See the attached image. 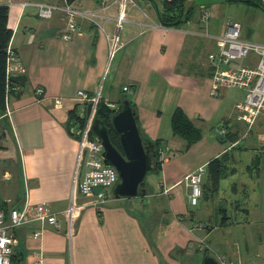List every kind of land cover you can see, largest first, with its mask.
<instances>
[{
    "label": "crops",
    "instance_id": "crops-1",
    "mask_svg": "<svg viewBox=\"0 0 264 264\" xmlns=\"http://www.w3.org/2000/svg\"><path fill=\"white\" fill-rule=\"evenodd\" d=\"M10 1L9 48L19 55L22 69L12 77L19 90L9 94L7 110L0 113V207L8 220L12 208L32 213L37 204L48 203L59 223L58 229L41 221L16 229L14 255L20 264H36L40 257L43 264H203L206 255L200 256L195 243L208 242L212 233L232 226L262 229L264 116L252 126L237 120L242 89L222 88L218 97L210 95L214 68L209 54L217 50L214 37L219 35L194 16L192 0L185 5L193 14L179 28L161 24L158 10L164 0H129L119 36L123 47L112 58L109 40L90 22L81 20V34L67 42L61 11L43 19L36 8L19 5L63 6L65 0ZM102 1L114 0L72 4L96 10ZM204 9L209 7L202 4L201 15ZM118 12L114 6L108 14L117 17ZM100 22L108 35L115 33L113 18ZM40 87L42 96L36 93ZM79 90L90 95L100 91L101 100L115 108L126 96L136 106L141 131L166 154L157 172V191L145 187L148 204L77 195L80 212L69 239L64 211L76 177L82 176V170L77 173L79 142L71 115L78 113ZM178 107L203 131L202 139L186 151L185 141L172 133ZM214 128L226 143L217 140ZM216 158L222 159L226 175L212 192L207 171L200 204L193 208L186 178ZM38 231L41 235L33 236ZM215 258L221 264H243L241 259Z\"/></svg>",
    "mask_w": 264,
    "mask_h": 264
},
{
    "label": "built area",
    "instance_id": "built-area-1",
    "mask_svg": "<svg viewBox=\"0 0 264 264\" xmlns=\"http://www.w3.org/2000/svg\"><path fill=\"white\" fill-rule=\"evenodd\" d=\"M129 0H114L112 2L102 1L96 10H82L73 6L68 0L65 5L56 6L41 2H21L22 9L34 7L37 9L39 17L50 19L56 11H61L66 19L67 25L62 39L70 41L74 36L81 34V20L88 21L98 27L110 42V58L123 45L119 41L120 32L123 24L127 21L125 17L126 5ZM264 4V0H262ZM0 4H6L9 7L13 5L10 0H0ZM118 6L117 17L108 14L109 10ZM100 18L115 21V33L108 35L104 23ZM210 11L204 9L201 15V21L206 23L210 20ZM217 50L209 54V60L214 68L212 77V86L210 95L218 97L222 88L242 89L245 91V97L235 105L237 110V120L252 126L259 116H264V45L251 43L242 38V26L237 22L229 21L226 31L223 35L214 37ZM8 68H7V99L11 92L19 90V86L14 83L12 77L15 73L21 71V59L18 54L8 50ZM252 59V64L234 65L239 60ZM128 87L124 88L127 92ZM36 93L42 96L44 90L38 88ZM79 102L78 114L85 118V123L81 126L76 124L73 127V133L79 142V162L78 171L82 170V176L76 177L72 199L68 208L64 211L68 224L67 235L72 239L75 234V223L79 216L80 207L77 204L76 196H96L100 202L107 199L106 189H114L119 183V174L117 170L104 163L103 146L101 141L92 133V125L97 113L98 104L101 101L100 91L90 95L84 90L77 93ZM108 103V102H107ZM92 104L91 115L87 116L88 105ZM111 108L114 104L108 103ZM60 106V103H58ZM166 151H158V161L162 162ZM207 173L205 166L197 168L187 176V181L191 192L189 195V204L197 207L203 196V181ZM96 188H102L98 194L94 193ZM9 219L6 212L0 207V264H11L12 257L15 254V248L18 244L16 229L31 224L33 221H41L59 228V223L55 213L51 211L48 203H40L34 206L33 212L29 213L27 209L12 208L9 210ZM41 232L33 233L38 237ZM220 263V262H219ZM222 263V261H221ZM220 263V264H221ZM224 263V262H223ZM36 264H43V259H37Z\"/></svg>",
    "mask_w": 264,
    "mask_h": 264
},
{
    "label": "rangeland",
    "instance_id": "rangeland-1",
    "mask_svg": "<svg viewBox=\"0 0 264 264\" xmlns=\"http://www.w3.org/2000/svg\"><path fill=\"white\" fill-rule=\"evenodd\" d=\"M253 1L261 4V6L244 1L192 0L194 16L197 19L201 16L200 6L206 4L209 7L208 11H210L211 18L208 24L212 35H223L228 21H232L241 24L243 39L251 43L264 45V4L262 0ZM188 4L189 2L186 4L187 7ZM244 63H246L245 60H239L234 65H242ZM231 93L235 95L236 91L232 90ZM237 98L239 99L240 96L237 95ZM159 176L160 174L157 172L149 174L144 182L145 187L157 191ZM104 191L106 197L115 198L113 188ZM132 200L148 204V196L137 197ZM262 226L260 231L255 227L232 226L230 229L212 233L208 242L195 243V247L200 249L201 257L203 255L224 256L228 259H241L243 264H264V225ZM219 239H221V242ZM211 248H214V250Z\"/></svg>",
    "mask_w": 264,
    "mask_h": 264
},
{
    "label": "water",
    "instance_id": "water-1",
    "mask_svg": "<svg viewBox=\"0 0 264 264\" xmlns=\"http://www.w3.org/2000/svg\"><path fill=\"white\" fill-rule=\"evenodd\" d=\"M92 106L88 105V117L91 115ZM111 123L119 138L120 149L113 144L110 129L97 116L94 118L92 133L101 141L104 163L114 167L119 174L120 181L114 187L113 195L116 199L144 197L147 195V190L143 188L145 179L149 174L156 173L159 168L155 142L141 134L136 111L128 99L118 105ZM212 132L218 141L227 142V138L219 133L218 128H214ZM101 191L102 188H96L94 193ZM203 264L220 263L215 257L207 255Z\"/></svg>",
    "mask_w": 264,
    "mask_h": 264
},
{
    "label": "trees",
    "instance_id": "trees-1",
    "mask_svg": "<svg viewBox=\"0 0 264 264\" xmlns=\"http://www.w3.org/2000/svg\"><path fill=\"white\" fill-rule=\"evenodd\" d=\"M73 3L76 0H68ZM187 0H164L162 8L158 10L159 19L164 27L168 28H179L182 24L186 23L193 14V8L186 9ZM229 1H244L250 4H256L261 6V4L255 3L253 0H229ZM9 6L6 4H0V113H5L7 110V68H8V50L10 42L13 36V30L9 26ZM128 99L126 96L121 100ZM131 102L133 109L136 111L135 104ZM119 102V104L121 103ZM116 111V108H111L107 102L101 100L98 104L96 116L103 120L107 127L110 129V137L113 144L120 149V142L118 136L115 134L111 119ZM73 125L80 124L81 126L85 123V118H81L78 113L71 112ZM136 118L137 112H136ZM172 133L174 136L183 139L186 143L185 149L188 150L192 145L198 143L203 137L202 129L197 126L183 111L182 108L178 107L171 118ZM140 127V126H139ZM141 131V128H140ZM74 134V133H73ZM141 134L144 133L141 131ZM3 135V134H2ZM2 135L0 136V142ZM234 141V138H230ZM157 150V161H158V151L159 142H155ZM1 147V146H0ZM158 171L161 168V162L158 161ZM157 171V172H158ZM208 174L210 176L211 191L216 192L218 190L219 183L223 177L226 175L225 166L222 163V159L216 158L212 160L207 167ZM145 188V184H143ZM20 259L17 255H13L11 264H20Z\"/></svg>",
    "mask_w": 264,
    "mask_h": 264
}]
</instances>
